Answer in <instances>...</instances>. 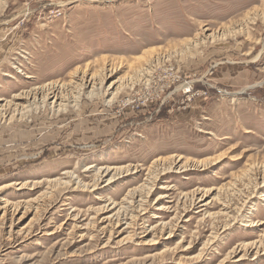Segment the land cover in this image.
<instances>
[{
	"label": "rangeland",
	"instance_id": "obj_1",
	"mask_svg": "<svg viewBox=\"0 0 264 264\" xmlns=\"http://www.w3.org/2000/svg\"><path fill=\"white\" fill-rule=\"evenodd\" d=\"M53 90L77 103L58 111ZM0 99L10 114L0 119V187L40 183L0 192V206L13 202L0 213V264H219L235 249L225 264H264V251L236 262L264 240V189L204 250L213 225L226 224L223 205L238 211L264 177V0H0ZM109 166L131 171L96 191L59 189L32 203L40 214L16 212L65 172L91 183ZM132 190L147 201L145 221L108 244L102 220L119 208L95 209L108 197L126 206ZM199 192L211 205L184 213ZM146 225L162 237L155 245H143Z\"/></svg>",
	"mask_w": 264,
	"mask_h": 264
},
{
	"label": "bare ground",
	"instance_id": "obj_2",
	"mask_svg": "<svg viewBox=\"0 0 264 264\" xmlns=\"http://www.w3.org/2000/svg\"><path fill=\"white\" fill-rule=\"evenodd\" d=\"M7 75H9V74H7ZM9 76H11V75H9ZM83 85L86 87V85H87L86 81L83 82ZM95 85L96 84L94 83V86ZM116 85H117V83H113L110 86L109 90L110 91L114 90L116 88ZM101 88L102 87H100L99 89L97 88L96 91L100 90ZM120 89H121V87H118V88L115 89V91H114V93L116 92L115 96L119 94V90ZM56 92L57 91H54V90L52 92H50V96H49L50 98H48V99H53L54 100L53 103H51V104H52V106L54 105L53 108L57 107L58 111H60V110L62 111L67 106H69L68 104H70V103H77V99H74L72 101H68V104H67V99L66 98H61L59 96V94L56 93ZM92 93L95 94L94 92H92ZM18 98H19V96L16 97V99H18ZM68 100H69V98H68ZM3 101H5V100L0 99V102H3ZM45 103H46V98L41 101L40 105L45 104ZM40 108H41V106H40ZM29 109H30V105H28V106L16 105V109L14 111L15 112L21 111L23 113H27V112H29ZM19 113L17 115H19ZM8 114H9V111L6 110V108L4 109V107L0 105V119H6L7 120V118H9V116H10V114L9 115ZM13 117H14V115L10 119H12ZM180 162H178V163L174 162L173 163V167L176 168L179 165ZM93 167L94 166H91L90 168H88L86 173H90V171H91L90 169L93 168ZM188 167H189L188 165H183V166H181V169H186L187 170ZM173 170H174V168H173ZM130 171H131V168H129V167H111V166L102 167V168H99V169H96L95 171H93L94 178H93V181L91 183L84 182L75 173L65 172V173L62 174V175L65 176L63 179L58 178V179L49 180V181L47 180L48 181V187L37 198H34V199L32 198V199H29V200H26V201L18 202L20 204L17 206L16 212H18V215L21 214L20 215V219L24 218L28 213L33 211L32 208L35 207V206L32 203H34V202L37 203L38 201H41V202L43 201L44 202V200H48V199L54 197L55 192L58 191L59 189H62L63 191H65V189H66V191H67V189H73V188H74V190H80L81 188L86 190V189L91 188L92 191H96V190L100 189L103 186L104 187L105 186L106 187L107 186H112L114 183L119 181L122 177H124L125 174H128ZM160 174L162 175L163 173H160ZM149 183L151 184V181ZM254 183H255V181H254ZM39 184L40 183H37V182L34 183L32 181H27L25 183H19V182L18 183L17 182L14 183L13 182V183H9V184H7L5 186H1L0 187V192H3L4 190H6L8 188H12L13 186L19 187L18 190L21 191V190L25 189L27 187V185H29L31 190L34 191V190L39 188L37 186ZM263 187H264V177H263V181H262L261 184H257L256 186L253 187L254 188L253 189V195L249 194V196H247L245 198L246 200L243 201V203H241L242 206L240 207V209H238V211H236V212H235L234 209H232L231 204L230 205H228V204L227 205L226 204L223 205V209H224L223 210V215H224L223 218L225 219L226 224H223L224 226L218 227V224H215L216 221L214 222L215 225H213V228H212L213 229L212 235L210 236V238L207 241V243L204 245V250H207L209 247L213 246L214 243H216V240L220 236L219 235L220 231H222V233H224L225 231L230 230L232 226L237 224L240 221V219L243 221L245 218H247L245 212L247 211L248 205L251 203V199H253L254 197H256L258 195H262L263 194V189H264ZM148 190H149V193H148V196H149L153 189L150 188ZM133 192L131 193V198L132 199H131L130 202H128V201L126 202V206L123 205V204H118V203L114 202L113 200H111L110 197H108L107 201H109V200L110 201L107 202L106 205L102 206L99 209H95V210H97L96 211L97 213H95L96 216L97 215L99 216V215H101L103 213H106L108 211L112 212V211L116 210L117 208H119L114 213V215H110L109 217H107V218L102 220L103 223H108V225L111 224V225L108 226L111 229H108V228H101L100 229L103 234H105V235H107L109 237L108 238V244L113 240V236H114L113 234H115V233H119L120 234L121 232H125L126 233V231H128L129 229H131L134 226H136L138 221H145V217H146V213H147V209L145 208L146 207L145 203H147V201H145L142 196H139L137 191L136 192L133 191ZM202 194H200V192H199V193H195L194 195H192V197H190V202L188 201L189 202L188 205H187V199L188 198H186L185 202L183 203V207H182L183 212L187 213L192 208H195V207L201 205L203 202H205L206 199L204 200V198L206 197V193H204L203 196H199V195H202ZM138 198H139V200H137ZM167 198H168L167 194H161L160 197L158 198V201H159V203H161L162 201H165V199H167ZM262 201H264V200H262ZM2 203H4V205L0 206V213L4 212L8 207H10L13 204V202H11L10 200H8L6 198L2 199ZM209 205H211V204L207 202V203L199 206V208L203 209V207H206V209H207L209 207ZM39 206L36 207V208H33V209H35V211H36L35 213L36 214H40V212H41ZM168 209L170 210V207H167V206L163 205V207L160 208V211H165V210H168ZM203 211H206V210H201L198 213H201ZM232 213H234L233 216H231ZM211 216L213 218L217 217L216 215H213V214ZM259 225H262V223L250 220L245 225V227H247V228H255V227H258ZM122 226H126V227L121 232H118V230L121 229ZM156 227L157 226L152 227V229H151L150 227L147 228V225L145 226L146 229L144 228L145 231L143 232V236H142L143 240H144L143 241L144 242L143 245H145V246L155 245L157 243V241L162 238V237H159L156 234H154L155 231H156ZM175 230L176 229H174L173 227H170L169 224H164L163 225V229L160 232H165L166 239H172L173 237L176 236V233H175L176 231ZM149 237H152V238L149 239ZM131 239H132V236L130 235V236H127V237L123 238L120 242L122 244H126V243H129L131 241ZM188 249H190V247ZM241 251H243L244 254L239 259L236 260L237 263H240V262L242 263V261L247 259V257L249 256L250 253H255V257L254 258H258V256L261 254V251H264V240L254 242L252 244H248L247 243V244H245L242 247ZM237 252H239V251H237L236 249L231 251V252H229V254L227 255L228 257H226L224 260H222L219 264H225L228 260H230V258H232L234 255H236ZM162 253H164V251ZM203 255H204V252L200 253L199 254V258L202 257Z\"/></svg>",
	"mask_w": 264,
	"mask_h": 264
}]
</instances>
